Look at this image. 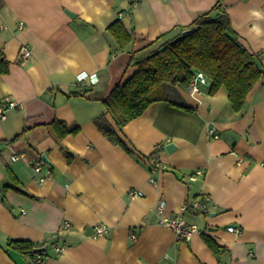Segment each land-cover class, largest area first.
I'll list each match as a JSON object with an SVG mask.
<instances>
[{
	"label": "crops",
	"instance_id": "1",
	"mask_svg": "<svg viewBox=\"0 0 264 264\" xmlns=\"http://www.w3.org/2000/svg\"><path fill=\"white\" fill-rule=\"evenodd\" d=\"M216 1L0 0V102L16 103L0 120V264H33L8 247L20 238L44 243L41 264H264V0H222L263 71L239 111L224 86L195 100L169 82L168 101L121 127L103 103L136 71L133 53L187 29ZM117 20L135 33L123 50L107 32ZM22 45L30 58L20 57ZM81 72L97 80L81 82ZM132 189L142 195L130 197ZM194 199L205 207L182 208ZM162 215L199 230L178 239ZM101 223L107 231L96 235Z\"/></svg>",
	"mask_w": 264,
	"mask_h": 264
},
{
	"label": "trees",
	"instance_id": "2",
	"mask_svg": "<svg viewBox=\"0 0 264 264\" xmlns=\"http://www.w3.org/2000/svg\"><path fill=\"white\" fill-rule=\"evenodd\" d=\"M230 24L222 0H217L209 10L202 12L192 21L188 26L192 28L191 31L184 33L182 28L162 42L159 37L148 44L146 47L159 41L158 45L146 54L136 56L138 51L133 53L131 62L137 66L136 71L123 83L115 84L108 96L103 98L106 112L111 114L117 127L141 115L152 102L168 101L165 83L185 88L196 70L204 72L207 76L210 83L209 94L224 86L233 109L239 111L263 71L256 60L257 54L251 53L239 41ZM107 32L113 38V44L121 50L135 42L134 31L127 30L119 20L110 24ZM162 36L164 35H161V38ZM96 125L107 138L124 144L114 127L105 119H96ZM62 127L63 133L66 134L78 131L77 126ZM204 239L213 250L218 249L209 237L204 235ZM7 245L31 259L41 257L46 251V248H43L44 243L36 244L21 238L10 239Z\"/></svg>",
	"mask_w": 264,
	"mask_h": 264
},
{
	"label": "built area",
	"instance_id": "3",
	"mask_svg": "<svg viewBox=\"0 0 264 264\" xmlns=\"http://www.w3.org/2000/svg\"><path fill=\"white\" fill-rule=\"evenodd\" d=\"M133 2V0H132ZM20 48V57L22 59H28L31 57V50L30 48L26 45H22ZM78 80L81 82H86L87 80H89L90 82H95L97 80L96 75H88L86 73H79L78 75ZM210 83L209 80L207 78V76L204 74V72L200 71V70H196L194 71L193 77L191 79V81L189 82V84L184 88L186 93L188 94L189 97H192L195 100H198L199 97L203 94H205L206 89L209 87ZM16 106V103L14 101L5 99V100H1L0 102V120L4 119L6 117V109L9 107H14ZM210 133L212 135V137L216 138L218 135L215 133V131L211 128L210 129ZM19 155H14L12 156L13 160L18 159ZM34 169L35 171L39 172L41 169V166L38 162L33 163ZM44 178H41V181H43ZM149 181L152 184H156V181L153 178H150ZM128 195L130 197H135V196H141L142 195V191L140 192V190H135L132 189L129 192H127ZM164 206H165V202L163 200H161L158 204V210L159 213H162L164 210ZM187 207H193V208H198V207H205V204L201 201H199V199H194L192 202L182 206L183 209H186ZM160 224L169 228V230H172V232L175 234V236L178 239H184V240H188L191 238V236L195 233L198 232L197 230L198 227L196 224L194 223H189L187 222L184 218H182V216L179 215H175V216H165L162 215L160 218ZM229 231L233 232V233H239V229H237V227L231 225L228 226L227 228ZM94 231L96 235H99L102 233H105L107 231V226L104 224H99L96 225L94 227ZM132 237H135L134 235H132ZM53 249L56 252H59L61 250V247L58 246L57 244H54ZM33 264H41V257H36L33 260Z\"/></svg>",
	"mask_w": 264,
	"mask_h": 264
},
{
	"label": "water",
	"instance_id": "4",
	"mask_svg": "<svg viewBox=\"0 0 264 264\" xmlns=\"http://www.w3.org/2000/svg\"><path fill=\"white\" fill-rule=\"evenodd\" d=\"M192 30V28H187V29H184L182 32H189V31H191ZM174 148V145H173V143H169L168 145H166V149H167V151H170L171 149H173ZM41 159L43 160V161H45V162H47V159H46V157H45V155L44 154H42L41 155ZM44 248V247H43ZM42 248V249H43ZM38 250H40V249H36V251H38Z\"/></svg>",
	"mask_w": 264,
	"mask_h": 264
}]
</instances>
